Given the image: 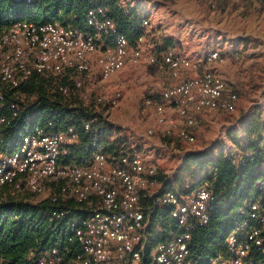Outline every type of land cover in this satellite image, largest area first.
<instances>
[{"label": "built area", "instance_id": "1", "mask_svg": "<svg viewBox=\"0 0 264 264\" xmlns=\"http://www.w3.org/2000/svg\"><path fill=\"white\" fill-rule=\"evenodd\" d=\"M246 1L264 5V0ZM148 22L144 19V26ZM143 41L141 36L132 46L108 15L107 7L90 10L83 27L63 25L58 20L43 24L17 22L0 37V81L14 88L36 74L68 75L87 99L92 86L129 65L158 66L175 81L163 89V101L148 98L145 104L154 107L155 122L164 133L186 143L196 142L190 128L199 125L198 112L207 108L236 110L238 95L227 94L225 77L213 69L224 61L218 49L208 50L201 61L172 51L158 57L142 46ZM60 89L68 92V87ZM119 99L117 93L106 105L115 106ZM4 100L1 92L0 104ZM98 101L104 103L101 96ZM10 110L0 112V147L4 146V131L19 118L15 103L10 104ZM76 140L74 128L54 132L36 126L11 140L10 152L0 150V188L8 187L13 195L75 199L84 205V212L70 224L69 241L79 245L69 250L75 252L72 258L67 260L58 246L46 245L35 264H143L150 215L163 207L170 209L171 219L183 231L158 243L152 263L195 264L190 259V230L195 224H209L216 196L206 187L189 193L163 190L157 166L148 163L135 147L111 161L96 144L87 165L64 164L67 147ZM155 186L160 189L153 191ZM258 190V198L250 202L247 219L228 235L224 253L210 264H264V179L259 181ZM143 195L154 198L151 205L146 206ZM62 215L63 212L53 214L56 218Z\"/></svg>", "mask_w": 264, "mask_h": 264}, {"label": "trees", "instance_id": "2", "mask_svg": "<svg viewBox=\"0 0 264 264\" xmlns=\"http://www.w3.org/2000/svg\"><path fill=\"white\" fill-rule=\"evenodd\" d=\"M98 7L108 8V15L115 20L119 31L127 36L132 46L145 36L143 21L146 16L139 13L140 7L125 8L120 0H33L31 3L0 0V37L14 23L21 21L43 24L58 20L63 25L83 27L88 12ZM172 45L168 39L162 47L169 49ZM165 48L158 46L154 54L161 57L168 52L162 51ZM61 86L68 87V92L64 93ZM1 92L5 100L0 104V112L9 113L11 103L19 108L18 120L4 131L1 151L10 152L11 140L26 128L36 126L54 132L74 128L77 140L67 147L64 164L87 165L96 144L110 156L111 161L131 149L130 142L120 131L115 133L106 122L104 113L109 106L98 101L100 95L95 91L84 99L71 76L36 74L14 88L0 81ZM22 98H33V101L26 106ZM239 121L240 129L246 134L245 147L239 156L224 152L214 154L207 150L192 151L186 154L184 165L175 176V183L182 189L180 192L189 193L206 187L217 198L209 224H195L190 230V259L195 264H210L224 253L228 235L247 219L250 202L259 196L258 183L264 179V113L256 106ZM164 137L181 140L176 135ZM234 141L239 143L238 136ZM182 173H189L192 177L189 188L184 189L185 180L179 178ZM157 179L163 190L174 189L162 172L157 174ZM153 199L142 196L146 206L151 205ZM83 207L75 199L64 201L48 197L34 203L24 194H11L6 186L0 188V264H35L41 248L46 245L58 246L67 260L72 258L75 252L69 250L79 245L76 241H69L72 236L70 224L84 212ZM169 211L168 207H163L150 215L143 264H153L152 254L159 242L172 233L183 231L171 219ZM54 212H63V215L56 218Z\"/></svg>", "mask_w": 264, "mask_h": 264}, {"label": "rangeland", "instance_id": "3", "mask_svg": "<svg viewBox=\"0 0 264 264\" xmlns=\"http://www.w3.org/2000/svg\"><path fill=\"white\" fill-rule=\"evenodd\" d=\"M139 9V13L149 20L145 25L142 46L151 53H154L158 46L165 48L162 46L168 39L173 44L170 47L176 49L165 48L162 51L192 56L197 48H206L208 44L215 45L240 37L248 39L250 43H247V46L253 49L255 46H263L264 50V5L260 1L149 0L146 6ZM155 69L158 72H155ZM174 81L167 70L158 66L129 65L116 76L92 86L90 94L96 91L106 104L109 98L120 93L118 103L115 106L109 105V109L104 113L106 122L115 133L120 131L131 147L142 151L147 162L156 165L158 172L165 174L174 189L180 192L182 189L175 183V176L184 165L185 156L184 149L181 148L179 153L177 150L180 146L188 145L179 142L177 137H164L163 129L155 123L154 107H145L148 98L159 100L163 89ZM261 84L264 85L263 82ZM238 95L236 110L220 115L236 120L237 117L247 114L252 109L251 106L264 105V89L262 91L250 87L242 88ZM32 101L33 98H22V103L26 106ZM19 105L21 106L20 103ZM101 112L102 107L99 110V113ZM149 130H153V133H149ZM166 139L169 142H166ZM179 178L185 180L184 189L189 188L191 175L182 173ZM159 189V186H155L153 191ZM24 195L34 203L43 199L42 196L28 193Z\"/></svg>", "mask_w": 264, "mask_h": 264}, {"label": "crops", "instance_id": "4", "mask_svg": "<svg viewBox=\"0 0 264 264\" xmlns=\"http://www.w3.org/2000/svg\"><path fill=\"white\" fill-rule=\"evenodd\" d=\"M148 2L149 0H120V4L125 8L146 6ZM247 40L248 39L240 37L233 41L227 40L225 42L217 43L215 45L208 44L206 48H197V50L194 51L192 56H186L201 61L203 60L204 54L207 49H218L221 55L223 56L224 61L222 63H216L213 66V69L225 77L227 82V94L235 92L238 95V91H240L242 88L247 87L260 90L262 89L263 91L264 85L261 84L262 82L264 83V50L262 48L263 46L259 45L260 47L258 48L257 46H255L254 50L253 47L246 45L247 43H250ZM169 48L173 50L176 49L171 47ZM154 71L158 72L156 69ZM114 76H116V74ZM184 77L186 76H183V78ZM161 101L163 100L160 93V99L156 100V102ZM256 106L260 107L264 113L263 104H258ZM145 107L148 109L149 107L152 108L153 106H147L145 104ZM253 107L255 106H251V108ZM233 112H227L222 109L208 108L204 109L201 112H198L196 115L199 119V125L190 128L191 132L196 136V142L186 143L179 140V142L188 145V147L180 146L177 150L178 153L181 152L180 149L182 148L184 149L183 156H186V154L189 152L199 150H207L214 154L224 152L226 155L239 156L243 152L246 143V134L240 129L239 123V120L242 118V116L237 117L236 120H230L226 118V116L220 115L230 114ZM170 113L175 114V112ZM157 126L161 128L158 124ZM163 134V136L167 135L166 133ZM237 136L239 139V143H236L234 141V138Z\"/></svg>", "mask_w": 264, "mask_h": 264}]
</instances>
